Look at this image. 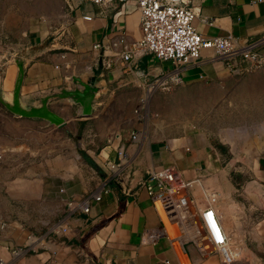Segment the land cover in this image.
<instances>
[{
	"label": "crops",
	"instance_id": "obj_1",
	"mask_svg": "<svg viewBox=\"0 0 264 264\" xmlns=\"http://www.w3.org/2000/svg\"><path fill=\"white\" fill-rule=\"evenodd\" d=\"M187 1L196 11L192 27L202 37H232L238 44L255 43L264 53V0ZM141 37L135 0L101 5L86 0H5L0 4L5 92L17 75L12 58L17 51L31 50L24 59L20 89L24 106H36L46 95L73 89L72 79L84 80L99 63L103 66L98 84L102 90L89 118L82 117L79 105L58 98L49 101L50 109L65 120L58 127L15 117L0 105V117L15 127L5 150L11 158L39 155L44 166L53 154L56 175L72 157V147L81 143L100 172L97 190L108 191L100 201H92L88 214H77L69 221V233L51 250L14 256L25 238L16 231L1 234L0 262L264 264V69L232 73L212 50H203L196 62L181 66L151 55L124 61L122 56ZM173 76L181 82L171 90L156 84ZM195 87L203 92L199 94L202 106L214 103L217 108L227 102L232 114L247 115L236 119L230 137L223 128L214 132L207 125L188 121L177 131L164 122H149L146 100L159 91L170 94ZM224 146L230 147V160L246 163V168L227 171ZM120 150L126 163L115 174L110 167L119 162ZM164 168L176 171L182 182L198 180L187 191L198 202L202 190L214 195L213 208L231 249L238 253L234 262L226 263L217 254L201 256L193 241L194 229L183 223L168 230H173L171 236L145 241V233L161 227V219L143 184L149 171ZM240 176L246 177L241 183L237 181Z\"/></svg>",
	"mask_w": 264,
	"mask_h": 264
},
{
	"label": "built area",
	"instance_id": "obj_2",
	"mask_svg": "<svg viewBox=\"0 0 264 264\" xmlns=\"http://www.w3.org/2000/svg\"><path fill=\"white\" fill-rule=\"evenodd\" d=\"M101 5L112 0H86ZM126 1V0H118ZM140 12L141 39L132 45L123 56L124 61L144 55H151L161 61L176 66L196 62L203 50H212L221 58L232 73H253L264 68V53L255 43L238 44L232 37H202L192 27L196 11L187 0H135ZM244 64V66H242ZM180 78L173 76L159 79L156 84L164 90H171L180 84ZM132 139L137 140V135ZM119 162L110 169L115 174L126 163L123 150L118 152ZM198 180L182 182L171 168L152 170L143 184L152 207L159 214L161 227L145 233V241L153 243L160 238L170 236L166 225L173 229L183 223L195 231L193 241L203 257L217 254L226 263L234 262L238 253L231 249L229 238L221 227L213 208L214 195L202 190V200L198 202L187 191ZM104 188L98 189L82 201L70 200L67 203L70 214H88L92 201L98 202L104 194ZM61 225L56 232L61 231ZM63 231H65L63 229ZM49 240L28 237L22 248L14 251V256L54 247ZM0 264H4L0 262Z\"/></svg>",
	"mask_w": 264,
	"mask_h": 264
},
{
	"label": "rangeland",
	"instance_id": "obj_3",
	"mask_svg": "<svg viewBox=\"0 0 264 264\" xmlns=\"http://www.w3.org/2000/svg\"><path fill=\"white\" fill-rule=\"evenodd\" d=\"M3 2L5 0H1L0 4ZM200 93L203 92L198 87L177 89L170 94L159 91L154 98L146 100L145 115L150 123L164 122L175 131L188 121L196 126L207 125L214 132L216 128H223L230 137L232 129L237 127L236 119L247 115L237 117L236 113L232 114L227 102L217 108H214V103L202 106ZM213 93L214 90H211L212 96ZM14 131V125L0 117V235L16 231L23 235L25 242L28 237H34L56 244L58 239L69 233V221L79 214H70L67 203L70 200L82 201L92 195L99 188L100 172L85 158L86 146L81 143L72 147V157L63 162L65 169L56 175L53 154L48 156L45 166L44 162H40L39 155L11 158L5 147L8 134ZM240 148L244 149L245 146ZM229 149V146H224L222 150L224 168L230 173L246 168V163L230 160ZM70 156L69 151L68 158ZM65 170L69 175L73 173L74 177H67ZM245 178L240 176L237 181L241 183ZM68 190L73 193L71 196ZM59 225L62 226L61 231L56 232ZM169 229L166 225V230ZM172 231L169 232L170 236L173 235Z\"/></svg>",
	"mask_w": 264,
	"mask_h": 264
},
{
	"label": "water",
	"instance_id": "obj_4",
	"mask_svg": "<svg viewBox=\"0 0 264 264\" xmlns=\"http://www.w3.org/2000/svg\"><path fill=\"white\" fill-rule=\"evenodd\" d=\"M31 50L17 51L12 62L17 67L16 79L12 88L5 92L3 89L4 66H0V105L8 113L23 119H35L46 121L50 126H61L65 120L53 112L49 107V101L53 99H64L72 105L81 107V115L84 118L91 117L92 103L100 94L102 88L99 79L102 77L103 66L99 63L97 69L84 80L72 79L74 88L63 89L57 95H46L39 100L36 106H24L21 103L20 89L24 77V59L29 56Z\"/></svg>",
	"mask_w": 264,
	"mask_h": 264
},
{
	"label": "trees",
	"instance_id": "obj_5",
	"mask_svg": "<svg viewBox=\"0 0 264 264\" xmlns=\"http://www.w3.org/2000/svg\"><path fill=\"white\" fill-rule=\"evenodd\" d=\"M83 156V155H82ZM85 157V156H84ZM86 159H88L87 157H85Z\"/></svg>",
	"mask_w": 264,
	"mask_h": 264
},
{
	"label": "bare ground",
	"instance_id": "obj_6",
	"mask_svg": "<svg viewBox=\"0 0 264 264\" xmlns=\"http://www.w3.org/2000/svg\"><path fill=\"white\" fill-rule=\"evenodd\" d=\"M170 232V231H169Z\"/></svg>",
	"mask_w": 264,
	"mask_h": 264
}]
</instances>
